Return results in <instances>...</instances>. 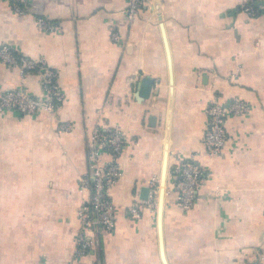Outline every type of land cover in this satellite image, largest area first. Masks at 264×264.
I'll return each instance as SVG.
<instances>
[{"label":"crops","instance_id":"0c3cea01","mask_svg":"<svg viewBox=\"0 0 264 264\" xmlns=\"http://www.w3.org/2000/svg\"><path fill=\"white\" fill-rule=\"evenodd\" d=\"M246 1L150 0L130 19L128 0H21L22 13L0 0V46L44 59L64 94L53 113L0 111V264H163L157 209L128 211L148 198L152 177L164 181L168 264H250L264 253V0L253 17L239 9ZM36 17L55 29L40 30ZM11 88L46 97L38 71L0 63V91ZM235 97L249 111L226 115L225 143L210 155L206 107ZM96 125L126 139L106 189L114 226L85 230L91 245L75 255ZM190 158L204 179L182 209L173 168Z\"/></svg>","mask_w":264,"mask_h":264},{"label":"built area","instance_id":"2783aa9c","mask_svg":"<svg viewBox=\"0 0 264 264\" xmlns=\"http://www.w3.org/2000/svg\"><path fill=\"white\" fill-rule=\"evenodd\" d=\"M13 9L22 13L21 0H9ZM150 0H128L127 16L133 18L139 7L149 3ZM259 0H247L239 9L249 17L258 13ZM37 27L42 31H52L55 24L52 21L36 17ZM111 38L118 39V35L112 32ZM0 63L18 66L22 71H38L44 81L46 91L45 98H36L26 93L21 88H11L0 91V111L14 109L22 114L36 112L53 113L62 103L64 94L60 90L55 79L56 72L42 58L32 59L23 56L8 45L0 46ZM207 125L203 137V144L210 155L217 154L223 147L226 139L225 117L228 114L245 115L249 111L247 102L240 98H232L227 105H222L216 100H211L206 107ZM59 128L63 131L70 129V124L62 123ZM125 134L119 127L96 125L90 134V168L89 174L80 177V189H89V206L83 205L78 210L80 228L78 230V242L75 247V255L84 254L91 240L85 238L84 231L93 226L111 229L114 226V212L116 205L109 199L107 187L114 183L121 175V170L115 162V158L121 152L125 143ZM107 151L111 159L102 162L101 151ZM175 180L173 186L177 191L176 205L182 209L191 207L196 190L203 181L201 170L191 158L179 161L173 168ZM150 191L146 200H138L128 206L132 216L137 217L141 206L147 205L151 210L157 209L158 192L160 183L157 177L149 180ZM250 264H264V253L255 252Z\"/></svg>","mask_w":264,"mask_h":264},{"label":"water","instance_id":"95a60500","mask_svg":"<svg viewBox=\"0 0 264 264\" xmlns=\"http://www.w3.org/2000/svg\"><path fill=\"white\" fill-rule=\"evenodd\" d=\"M150 78H144V80H142V84L144 83H148V81L150 82L151 80H148ZM149 93V85L144 87L143 89L140 90L139 94L141 95H147ZM164 181L161 182V187L159 189L158 192V203H157V227H158V243H159V250H160V257L162 260L163 264H168L165 254H164V241H163V232H162V211H163V203H164Z\"/></svg>","mask_w":264,"mask_h":264}]
</instances>
